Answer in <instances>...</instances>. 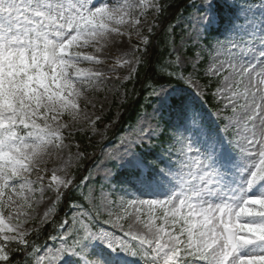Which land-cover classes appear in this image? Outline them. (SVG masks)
<instances>
[{
    "label": "snow or ice",
    "instance_id": "snow-or-ice-1",
    "mask_svg": "<svg viewBox=\"0 0 264 264\" xmlns=\"http://www.w3.org/2000/svg\"><path fill=\"white\" fill-rule=\"evenodd\" d=\"M136 6L119 0H99V6L93 0H0V233L4 241L19 238L27 243L19 231V214L12 223V205L19 212L31 207L37 191L42 195L52 189L51 183L44 184L42 173L48 170L46 157L59 139L61 125L53 127V123L64 112L74 114L85 85L92 86L102 75L79 66L84 61L99 63L81 50L107 43L110 34L119 33L116 26L133 16ZM225 7L238 13L226 20ZM250 12L241 0H227L224 6L219 0H201L191 21L190 35L197 42L212 36L214 25H230L227 34L215 41L210 71L226 74L223 87L214 95L227 102L218 108L212 124L191 95L156 81L151 116L140 119L121 147L105 155L136 178L135 191L126 181L117 180L119 173L111 169L105 170L103 179L112 193L119 185L123 193L119 206L126 213L135 209L134 220L145 231L135 232L133 224L125 231L119 224L123 237H118L107 229L94 230L96 217L88 216L87 222L73 218L67 227L72 242L63 234L59 237V264H110L107 254L136 257L140 250L152 256L151 264H264V11L259 19ZM174 63L183 68L190 61L177 57ZM167 75L171 78L174 73ZM179 78L192 83L191 75ZM191 94L199 98V92ZM229 129L242 139L231 138ZM165 130L171 131L167 139ZM154 139L160 144L154 146ZM138 149H148L152 158ZM56 171L52 169L51 180L56 182L59 199L60 187L68 188L72 181L61 180ZM87 199L92 202L91 193ZM64 223L68 225L67 220ZM128 237L138 241L137 251L131 250ZM94 244L102 245L106 256L96 253ZM7 252L0 246V262L11 264ZM45 259L39 255L35 264Z\"/></svg>",
    "mask_w": 264,
    "mask_h": 264
},
{
    "label": "rangeland",
    "instance_id": "rangeland-1",
    "mask_svg": "<svg viewBox=\"0 0 264 264\" xmlns=\"http://www.w3.org/2000/svg\"><path fill=\"white\" fill-rule=\"evenodd\" d=\"M197 1L198 5L194 12L188 17L183 18L180 22L181 28L178 35L181 36V39L175 44L173 51L180 59L190 61V63H187L183 68L180 67L183 70L191 67L190 71L187 74L182 73L181 75L184 77L191 75V84L185 79L184 81L190 86L191 92H199V98L197 100L203 104V99L207 90L199 79L198 73L203 71L204 75H213L210 70L215 63V41L212 43L209 50L204 44H202L203 40L197 42L191 38V21L197 15V8H199L201 0ZM119 2L123 4L135 3L137 6L135 7L133 16L125 17V23L116 26L119 28V33L110 34L107 43L101 42L100 45L89 46L81 50L88 55L96 57L99 61V63L84 61L79 65L82 68L90 69L92 72L101 73L102 75L100 76L99 81L94 82L92 86L85 85L84 97L78 99L77 103L79 107L75 110L74 114L71 112H64L59 117V120L53 123V127H56L57 124L61 125L58 133L59 139L56 141V146L52 147L51 155L46 157L48 170L42 173L44 176V184L48 185L51 183L53 185L52 189L45 191L42 195L37 191L30 201L31 207H25L24 209L19 210V212L16 209V206L14 204L12 205V223L15 224L17 222L15 217L19 214L21 221L19 231L24 233L23 239L33 229L39 227L51 218L55 204L60 200L63 191L66 189L63 186L60 187V198L57 199V190L55 188L56 182L51 180L52 169L57 170L56 175L61 180L72 181L74 176L73 172L80 163L82 155L78 146L72 140L74 134L78 131L90 132L94 141L101 144L103 143V148L100 153L101 160L96 168H94L92 175L93 179H100L101 186L99 190H95L94 187L91 189L90 193L93 196L91 204L98 212L108 215L113 223H117V226L113 227V223H111L110 226L104 225L99 229H107L108 231L114 232L118 237H123V233L118 226L119 224L124 225L125 231L128 229L129 224H133L134 231L137 233L142 234L145 231L143 226L134 220L136 215L135 209H128V213H131V215H129L125 212L123 207L119 206V198L123 193L119 189L115 193H112L107 181H104L103 178L106 169H111L115 173V169L112 166L113 161L105 159L106 153L120 148L121 141L130 135L133 129L136 128L140 119L145 116L150 117L153 109L141 116L136 126L129 129L122 136L120 141L115 144H107L105 142L106 130L98 124L111 109H115V113L118 114L119 106L124 102L126 96L125 91L122 89V83L131 77L139 64L140 49L142 48L141 45L145 43L147 35L152 33L155 27V17L159 7L158 0H119ZM226 2L227 0H219V3L225 4ZM229 2H231V0H229ZM93 3L99 6V0H93ZM242 4L245 7L251 8L249 15H255L257 19L260 18L261 12L264 11V0L259 2H244ZM237 13L238 9L235 10L233 17ZM136 21H138V23ZM217 25L218 24L214 25V27H217ZM226 25L228 29L230 25L228 23H226ZM188 45H200V48L205 49V54L210 55V58L204 61L203 56L200 55L199 52L196 55L188 54L186 49ZM97 47L100 48V51L96 50ZM203 61L204 63L201 66ZM223 85L224 81L222 80L218 88H222ZM176 90L180 92V89ZM191 95L195 98L193 94ZM85 97L87 99H85ZM215 97L219 102L223 103V106L221 107L223 108L227 101L222 99L219 95H215ZM203 107H205L204 104ZM216 113L217 112L214 113L209 111L206 113V116L208 119L214 120ZM226 114H230V112H227ZM229 131H232L233 134L231 138L242 139V136H237L233 129H229ZM241 132H243V128H241ZM32 179H35V174H33ZM8 194L9 193L7 192L5 193V200L7 199ZM105 195H107V200L104 199ZM127 199L128 197L125 196V200ZM108 200L114 201L115 203L109 204ZM24 214H27V216ZM75 214L78 218H83L85 219V222H87L89 216L87 213L76 209ZM142 219H147V217L142 216ZM4 222L6 226L9 223L7 209L4 213ZM157 223L159 224L160 221L158 220ZM68 227H70V224ZM99 229L94 228V230ZM8 234L14 235L15 233ZM0 239H3V233H0ZM125 239L129 240L130 246V237ZM18 240L20 239L18 238L11 241ZM92 247L103 248V246L99 244H94ZM61 254L62 253L57 250L48 248L42 252V255L46 256V259L42 261L41 264H59L58 257ZM114 254L116 255V258L121 261H118L116 264H128L130 262L129 256L118 253Z\"/></svg>",
    "mask_w": 264,
    "mask_h": 264
},
{
    "label": "trees",
    "instance_id": "trees-1",
    "mask_svg": "<svg viewBox=\"0 0 264 264\" xmlns=\"http://www.w3.org/2000/svg\"><path fill=\"white\" fill-rule=\"evenodd\" d=\"M195 4V0H159V12L155 19L154 32L143 44L144 49L141 51L136 71L129 80L122 84L126 99L119 106L118 114L111 109L99 122L101 127L106 125L108 141L116 142L128 127L134 126L142 113L151 109L155 101L153 89L157 86L156 81L169 84L170 80L169 85L180 86L184 91L188 88L184 80L179 78L182 70L174 63L175 54L171 53V49L173 43L180 38L177 35L178 28L175 27V24L183 16L188 15ZM225 12L224 10L223 13ZM216 34H219L218 30H216ZM195 51H197L196 47H188L189 54H193ZM205 59L208 57L206 56ZM161 65H163V69H161ZM168 72H173V77L170 78L167 75ZM161 75L164 77L162 80L160 79ZM199 76L209 90L206 97L207 105L210 109L216 110L220 103H216L212 91L219 85L221 76H204L201 72ZM169 135H171V131L165 130L164 138L167 139ZM74 141L77 142L82 153L80 163L74 170L72 183L64 190L60 200L56 203L52 217L25 236L24 241L27 243L0 240V246L8 249L7 255L11 264H35L36 257L43 249L48 246L58 247L61 241L59 237L66 227L64 222L70 217L72 208L79 206L90 209L87 199L89 188L85 180L90 176L99 159L101 144L94 141L90 132L85 131L75 133ZM159 144L160 140L157 139L156 145ZM143 152L148 154L149 159L152 158V153ZM118 173L120 180L132 179L128 170ZM65 239L69 244L72 242V237L69 234ZM137 257L136 261L140 264L146 261L142 257L141 251L137 252ZM0 264H8V261L0 262Z\"/></svg>",
    "mask_w": 264,
    "mask_h": 264
}]
</instances>
